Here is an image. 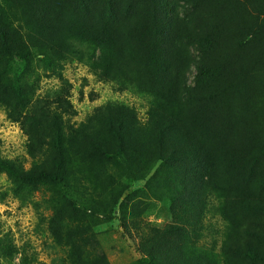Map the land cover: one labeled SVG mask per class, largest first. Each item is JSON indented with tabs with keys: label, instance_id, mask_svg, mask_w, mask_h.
<instances>
[{
	"label": "trees",
	"instance_id": "1",
	"mask_svg": "<svg viewBox=\"0 0 264 264\" xmlns=\"http://www.w3.org/2000/svg\"><path fill=\"white\" fill-rule=\"evenodd\" d=\"M148 1L145 14L121 29L92 20L86 0H0V108L32 141L28 167L0 157V172L14 187L58 189L62 202L49 228L68 247L65 264H108L81 255L94 236L90 219L116 209L123 234L143 246L141 264H264V153L252 138H229L226 125L234 118L227 101L250 80L227 83L224 66L195 64L187 88L170 0ZM199 45L205 53L212 39ZM96 52L95 77L143 101V121L111 100L72 123L77 111L63 65L87 63ZM38 68L59 82L50 98L36 97ZM129 180L146 181L144 196L173 222L147 225V204L128 208ZM72 211L89 219L70 222ZM209 215L226 223L212 249L201 245Z\"/></svg>",
	"mask_w": 264,
	"mask_h": 264
},
{
	"label": "rangeland",
	"instance_id": "2",
	"mask_svg": "<svg viewBox=\"0 0 264 264\" xmlns=\"http://www.w3.org/2000/svg\"><path fill=\"white\" fill-rule=\"evenodd\" d=\"M86 2L92 20L112 21L117 28L121 26L123 29L124 26L134 25L145 14L149 1ZM106 6L110 11L103 12ZM168 7L177 24L174 31L182 53L181 67L185 69L187 88L193 86L195 64L224 66L226 75L222 79L227 83L250 80L236 99L227 101V114L234 118L226 125L232 126L229 138H252L257 142L256 148L264 153V36L260 38L264 32V0H170ZM208 37L212 39V46L204 53L199 42ZM95 54V58L87 63L74 61L63 65L62 75L71 85L70 99L77 111L72 123L83 122L95 107L111 100L127 103L143 121L147 110L143 101L128 93H116L113 85L104 84L95 77L99 56L98 52ZM37 70L40 81L36 97L50 98L58 89L59 82L47 78L42 69ZM253 72L256 73L255 78L251 75ZM31 143L19 125L8 120L4 109L0 108V157L23 160L25 167H28L27 152ZM146 181H128L127 186L133 191L128 208L133 202H140L141 206L147 204L149 216L144 221L147 225L173 222L170 216L158 209L162 204L144 196ZM13 184L0 172V264L67 263L68 247L62 242L58 243L49 228V221L54 216L53 209L62 202L58 189L45 185L14 187ZM118 211L114 210L108 219L101 216L90 219L94 236L91 245L86 247L88 253L85 251L81 255L82 259L89 254L96 258L103 256L108 264H141L143 246L135 236L130 238L123 234ZM87 219L84 214L75 211L68 218L70 222ZM206 224L212 230L206 234L201 245L212 249L222 239L226 223L219 217L209 215ZM221 264H226V261L221 259Z\"/></svg>",
	"mask_w": 264,
	"mask_h": 264
}]
</instances>
